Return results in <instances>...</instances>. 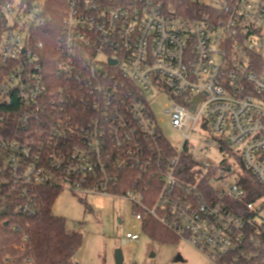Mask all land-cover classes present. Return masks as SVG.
<instances>
[{"label":"built area","instance_id":"built-area-1","mask_svg":"<svg viewBox=\"0 0 264 264\" xmlns=\"http://www.w3.org/2000/svg\"><path fill=\"white\" fill-rule=\"evenodd\" d=\"M66 10L50 69L35 41L52 18L46 1L0 0V216L34 215L40 190L70 189L128 199L137 220L158 218L215 264L264 247V196L246 202L241 175L228 181L238 161L264 188V0H67ZM158 96L185 137L169 158ZM199 126L235 160L194 158L185 181L175 171ZM129 170L160 181L153 206L142 184L113 191Z\"/></svg>","mask_w":264,"mask_h":264},{"label":"trees","instance_id":"trees-1","mask_svg":"<svg viewBox=\"0 0 264 264\" xmlns=\"http://www.w3.org/2000/svg\"><path fill=\"white\" fill-rule=\"evenodd\" d=\"M47 11L52 18L47 21L43 28L37 33L35 41L44 42L46 51L43 53L45 65L50 69L57 59L58 39L62 33V22L67 12V0H45ZM162 147L167 158L177 155V150L166 139H161ZM225 162V161H224ZM220 167L226 169V162ZM198 163L192 155L185 151L180 157L179 165L175 174L182 180L193 181L196 178V167ZM242 170L239 184L247 191L244 201L255 200L264 196V188L249 171ZM142 184L145 192V203L147 206L156 200L160 192L161 184L157 180L154 182L149 173L139 174L138 171H127L119 181L114 192L124 194L125 190L137 187ZM208 188L210 185L201 182L199 188ZM61 191L53 188L40 190V209L34 215L19 214L11 216H0V264H72L76 252L81 249L84 239L83 233L72 230L66 219L54 213V203ZM242 202V200H241ZM243 204V202H242ZM142 211V210H141ZM143 212L141 221L144 231L154 240L161 243H173L181 240L173 230L167 227L161 220ZM7 222V225L4 223ZM24 237H27L24 240ZM264 244V240H263ZM24 245V246H22ZM246 255L238 261H233L232 257L227 259L229 264H264V247L259 245H247ZM258 256L254 257L253 255Z\"/></svg>","mask_w":264,"mask_h":264},{"label":"rangeland","instance_id":"rangeland-1","mask_svg":"<svg viewBox=\"0 0 264 264\" xmlns=\"http://www.w3.org/2000/svg\"><path fill=\"white\" fill-rule=\"evenodd\" d=\"M170 101L165 96L152 100L154 113L164 136L178 151H182L184 140L182 131L173 128L169 117L164 113ZM193 133L190 142L199 141L192 157L198 161L220 166L233 163L216 146L200 138L210 137V132L202 127ZM224 162V163H225ZM244 171L238 161L234 164L228 181H234ZM54 213L64 219L72 230L83 233L84 243L73 259L72 264H116L115 251L124 256L123 264H215L200 250L186 240L161 243L154 240L143 229V222L136 219L134 208L128 199L119 196H104L99 193L85 194L64 189L53 206ZM127 233L137 234L140 239L129 240Z\"/></svg>","mask_w":264,"mask_h":264},{"label":"water","instance_id":"water-1","mask_svg":"<svg viewBox=\"0 0 264 264\" xmlns=\"http://www.w3.org/2000/svg\"><path fill=\"white\" fill-rule=\"evenodd\" d=\"M4 224L7 225V222H5ZM115 253H116L115 255L116 264H123L124 263L123 253L120 250H116Z\"/></svg>","mask_w":264,"mask_h":264}]
</instances>
